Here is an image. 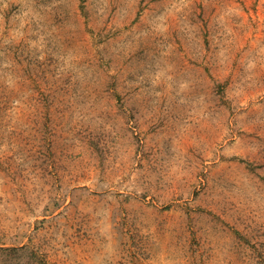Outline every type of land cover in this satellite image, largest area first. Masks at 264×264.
<instances>
[{
  "label": "rangeland",
  "instance_id": "rangeland-1",
  "mask_svg": "<svg viewBox=\"0 0 264 264\" xmlns=\"http://www.w3.org/2000/svg\"><path fill=\"white\" fill-rule=\"evenodd\" d=\"M0 248L264 264V0H0Z\"/></svg>",
  "mask_w": 264,
  "mask_h": 264
},
{
  "label": "trees",
  "instance_id": "trees-1",
  "mask_svg": "<svg viewBox=\"0 0 264 264\" xmlns=\"http://www.w3.org/2000/svg\"><path fill=\"white\" fill-rule=\"evenodd\" d=\"M14 253H16L15 255L19 256V257H23L25 255H31L32 257H34V253L33 250H31L28 246H21V247H15V248H11ZM9 250V249H2L0 248V252L3 253L4 251Z\"/></svg>",
  "mask_w": 264,
  "mask_h": 264
}]
</instances>
